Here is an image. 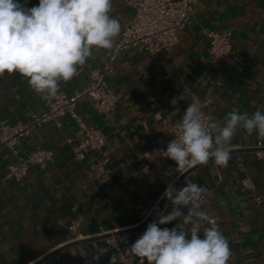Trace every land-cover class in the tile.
Instances as JSON below:
<instances>
[{
  "label": "crops",
  "instance_id": "1",
  "mask_svg": "<svg viewBox=\"0 0 264 264\" xmlns=\"http://www.w3.org/2000/svg\"><path fill=\"white\" fill-rule=\"evenodd\" d=\"M38 3L27 0L26 7ZM133 14L125 0H113L110 15L118 18L120 34ZM205 29L230 31L233 48L246 63L212 56ZM111 51L94 50L74 78L60 82L59 90L72 94L83 89L90 71L105 65ZM109 81L118 96L114 111L100 113L90 99L79 104V112L105 135L101 152L76 160L73 149L82 131L65 116L61 126L44 123L23 139L19 156L41 146L53 150L55 159L46 169L32 166L25 178L16 180L8 176V167L18 157L0 142V264H110L112 256L122 264L116 250L97 235L99 226L114 231L125 250L164 208L167 201L160 204V197L167 185L188 171L176 172L175 162L164 157L188 107L179 99L183 89L198 95L201 110L221 123L234 108L241 114L264 112V0H197L173 47L155 61L140 46L122 52ZM45 111L47 101L27 78L19 73L0 76V123H27ZM228 148L227 167L211 160L186 179L206 189L203 211L218 217L233 253L229 264H264V155H256L257 149L264 151V140L255 131L249 135L237 129ZM245 172L257 185L260 203L242 186ZM76 217L82 219L86 242L65 248L73 236L59 222ZM124 237L127 243L121 242ZM99 249L107 252L96 261Z\"/></svg>",
  "mask_w": 264,
  "mask_h": 264
},
{
  "label": "clouds",
  "instance_id": "2",
  "mask_svg": "<svg viewBox=\"0 0 264 264\" xmlns=\"http://www.w3.org/2000/svg\"><path fill=\"white\" fill-rule=\"evenodd\" d=\"M26 3L0 0V76L19 73L34 92L51 101L60 82L74 78L94 50L113 48L121 24L110 15L113 0H39L30 8ZM237 129L249 135L255 131L264 140V112L241 114L234 108L223 123L211 118L205 122L201 106L191 102L178 138L167 143L164 157L174 161L175 171L181 174L210 159L227 167L231 158L228 145ZM205 192L196 183L186 182L179 189L169 183L160 197L167 201L164 208L124 251L138 258L139 264H229L233 253L218 217L198 210ZM183 208L188 209L187 214ZM176 221L180 223L172 228L161 227ZM121 242L127 243V237ZM106 252L97 250L93 259L99 261ZM110 264H117L116 256Z\"/></svg>",
  "mask_w": 264,
  "mask_h": 264
},
{
  "label": "built area",
  "instance_id": "3",
  "mask_svg": "<svg viewBox=\"0 0 264 264\" xmlns=\"http://www.w3.org/2000/svg\"><path fill=\"white\" fill-rule=\"evenodd\" d=\"M197 0H125L133 8L134 14L132 23L125 27L118 40L114 44L108 62L90 71V80L87 85L72 94L58 90L57 96L47 101V111L40 115H34L27 123L17 122L9 124L6 121L0 123V142L9 148L12 156L18 157V162L8 167L9 177L16 180L25 178L32 166L42 169L49 167L55 159V153L51 149L36 146L25 156H19V148L23 139L28 136L36 127L47 122H53L61 126V119L65 116L71 117L82 136L74 146V158L78 161L85 160L92 152H101L105 145V135L100 128L89 122L80 112L79 104L86 99L92 101L93 107L100 113L109 114L115 110L118 103L117 93L109 81L115 71V64L122 52L133 47H142L152 60H157L160 54L173 47L179 40V31L186 27L194 14ZM209 40V53L215 58L231 57L240 65L246 63L245 57L233 48L230 31L204 30ZM187 106L191 102L201 106V100L191 89L185 87L182 91ZM212 117L205 114V122ZM180 123L174 127L172 139L178 138ZM171 139V140H172ZM257 157H263L264 151H256ZM108 162V159H104ZM187 179H177L176 188L186 186ZM244 189L250 192L257 203L261 197L257 193V185L251 175L245 172L241 178ZM205 195L198 201L200 209L203 210ZM182 211L187 214L188 209ZM72 234V241L86 238L81 233L82 219L76 217L68 222L60 221ZM112 230H106L99 226L97 235L103 236L106 243L114 248L118 255V261L122 264H134L135 259L127 256L119 244Z\"/></svg>",
  "mask_w": 264,
  "mask_h": 264
},
{
  "label": "water",
  "instance_id": "4",
  "mask_svg": "<svg viewBox=\"0 0 264 264\" xmlns=\"http://www.w3.org/2000/svg\"><path fill=\"white\" fill-rule=\"evenodd\" d=\"M258 150V149H257ZM256 150V151H257ZM212 159H210L209 161H211ZM201 165H198V166H196L195 168H193V169H190V170H188L186 173H184L180 178H179V181L180 180H184V179H186V177H188L190 174H191V172H193L195 169H197L198 167H200ZM177 185V183H175L174 184V186H176ZM165 200L166 199H163V201L160 203V204H162L163 202H165ZM159 206H161V205H159ZM159 208V207H158ZM158 208L156 209V211L158 210ZM155 211V212H156ZM138 229H140V228H138ZM138 229H133L132 231H136V230H138ZM102 238H104L103 236H102ZM84 242H86L85 240H77V241H74V242H72V243H70V244H68L65 248H67V247H71V246H74V245H78V244H81V243H84ZM59 251H56V252H54V253H52L51 255H49L48 257H46L45 259H48V258H50V257H52V256H54V255H56L57 253H58Z\"/></svg>",
  "mask_w": 264,
  "mask_h": 264
}]
</instances>
